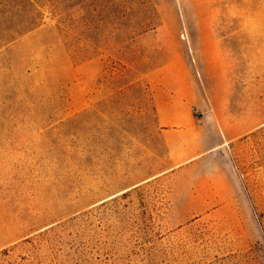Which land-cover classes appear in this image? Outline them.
Returning a JSON list of instances; mask_svg holds the SVG:
<instances>
[{"label": "rangeland", "instance_id": "374dc122", "mask_svg": "<svg viewBox=\"0 0 264 264\" xmlns=\"http://www.w3.org/2000/svg\"><path fill=\"white\" fill-rule=\"evenodd\" d=\"M0 264H264V0H0Z\"/></svg>", "mask_w": 264, "mask_h": 264}, {"label": "crops", "instance_id": "0c3cea01", "mask_svg": "<svg viewBox=\"0 0 264 264\" xmlns=\"http://www.w3.org/2000/svg\"><path fill=\"white\" fill-rule=\"evenodd\" d=\"M160 121H161L162 125L182 127L183 128L181 130L182 132H183V130H185L184 128L189 126V121L187 120V118L185 119L181 116H178V114L175 112L170 117H164L163 115H160ZM171 135H173V134L172 133L166 134V137H170ZM189 137H191V139L193 138L191 135H189ZM217 146H220V144ZM193 158H195V157H192V159ZM189 160H191V158Z\"/></svg>", "mask_w": 264, "mask_h": 264}]
</instances>
